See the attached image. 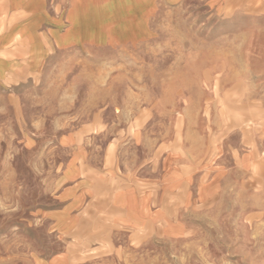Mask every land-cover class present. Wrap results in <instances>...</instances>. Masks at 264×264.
Listing matches in <instances>:
<instances>
[{
	"label": "rangeland",
	"instance_id": "rangeland-1",
	"mask_svg": "<svg viewBox=\"0 0 264 264\" xmlns=\"http://www.w3.org/2000/svg\"><path fill=\"white\" fill-rule=\"evenodd\" d=\"M52 1L86 42L0 84V264H264V0ZM167 156L179 227L97 218V165Z\"/></svg>",
	"mask_w": 264,
	"mask_h": 264
},
{
	"label": "crops",
	"instance_id": "crops-1",
	"mask_svg": "<svg viewBox=\"0 0 264 264\" xmlns=\"http://www.w3.org/2000/svg\"><path fill=\"white\" fill-rule=\"evenodd\" d=\"M58 6L52 0H0V84L9 83L23 70L38 69L57 49L86 42L65 40V31L75 30L69 19L61 16ZM65 20L67 24H63ZM172 158H165L159 179L154 180L150 169H136L141 175L133 179L129 174L112 176L110 169L97 165V218L104 215L116 228L132 231L156 222H163L169 231L179 227L175 216L178 207L191 197L193 183L201 172L186 169ZM69 181L85 192L75 194L77 197L86 196V180L73 176Z\"/></svg>",
	"mask_w": 264,
	"mask_h": 264
}]
</instances>
